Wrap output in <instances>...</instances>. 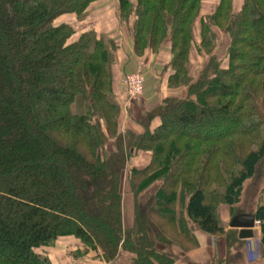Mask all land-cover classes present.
Here are the masks:
<instances>
[{
	"label": "trees",
	"instance_id": "obj_1",
	"mask_svg": "<svg viewBox=\"0 0 264 264\" xmlns=\"http://www.w3.org/2000/svg\"><path fill=\"white\" fill-rule=\"evenodd\" d=\"M95 1L0 0V264H51L37 250L62 236L107 262L125 251L132 264H172L158 248L196 245L188 221L222 236L228 253L240 247L216 209L232 207L264 163V0H242L237 11L218 0L206 17L203 0H116L122 22L136 15L133 54H158L169 39L167 86L186 87L141 111V132L120 130L114 40L93 30L73 39L69 23L54 24L85 16ZM214 27L230 39L227 67L212 53ZM192 49L208 56L196 78ZM140 152L150 162L127 170ZM250 214L264 251V187Z\"/></svg>",
	"mask_w": 264,
	"mask_h": 264
},
{
	"label": "rangeland",
	"instance_id": "obj_2",
	"mask_svg": "<svg viewBox=\"0 0 264 264\" xmlns=\"http://www.w3.org/2000/svg\"><path fill=\"white\" fill-rule=\"evenodd\" d=\"M116 0H97L95 1L94 5L91 6V8L87 9L86 15L82 16L81 18L77 17L75 14H64L54 21V24H59L62 22H67L69 23L75 30V34L73 39L77 38L81 32L84 31H89V30H98L97 33L101 35L106 34H113L117 40L120 42V45L122 47V50L125 51L124 47V42L125 38L128 33V28L124 26V24H121L117 20L116 16V11L118 10L117 6V1ZM135 2V0H132ZM242 0H234V10L237 11L241 5ZM218 3V0H203L202 1V7H201V12L200 16L201 17H206L209 14L212 13V11L215 9L216 5ZM91 5V4H90ZM132 18H136L135 13L132 14ZM110 18V28H107L106 24L103 22H106L104 19ZM130 20V19H129ZM134 21L132 25L134 24ZM198 21L196 22V31H195V40L198 43L199 42V37H198ZM214 32L217 35V40L215 42V47L213 48L212 53L215 55V57L220 61V64L222 67H227L228 64V47H229V36L228 34L217 27L213 28ZM117 35V36H116ZM164 45V44H163ZM165 46L166 48L163 49L160 52V55L157 54H149V58L147 59V62L149 63V66L147 69H143V64L140 66L136 65L130 68L127 72H136L140 71L143 76H144V82H143V91L142 94L136 97H130L125 88H124V93L120 95V100L116 98V101L121 102L119 104L120 109H121V115L119 117V124H120V130L125 131L126 129L133 130L131 126H127V121L126 118L124 117L123 113L127 115V120L133 121L135 124H137L138 127L139 124L136 122L138 119L141 111L148 109L150 104L154 102L156 99L158 100L160 95L165 94L164 93V87L165 85V77L166 74L168 73L169 69H165L166 62L168 61V56L170 53H168V48L170 46L169 39L165 40ZM115 54V51H114ZM115 56V55H114ZM115 60V59H114ZM208 61V56L205 55L204 53H197L196 49H192L191 51V56H190V62H191V68H190V75L192 78H196L198 73L203 69V67L206 65ZM170 72V71H169ZM127 74V73H126ZM125 75V74H124ZM167 87V85H166ZM169 88V87H167ZM174 92L172 95L168 96H184L186 93V87H178V88H171ZM155 93V94H154ZM157 95V97H156ZM148 97L147 100H149L151 103H145V97ZM159 96V97H158ZM124 98V99H123ZM150 98H153L151 100ZM124 102H123V100ZM145 103V104H144ZM126 105V106H125ZM122 107V108H121ZM129 107V109H128ZM150 108V107H149ZM130 112V114H129ZM228 123H223L221 128H225ZM135 126V125H134ZM131 127V128H129ZM124 128V129H123ZM136 131V130H133ZM136 132H141L136 131ZM108 148H111V144H109ZM136 157L132 156V158L129 159L128 164L126 166V169L129 170L131 167L134 166ZM127 174V173H126ZM126 174L124 173L123 180H122V192L124 194V204H133V197L132 194L129 191V185L126 180ZM263 187H264V163L261 164V166L258 168L257 173L247 179L244 183L243 186L238 194V198L235 202V204L230 207L226 203L223 202H218L217 204V209L216 213L217 216L219 217L221 224L224 227L225 233H227V236L229 239L232 240V238L235 237V235H238L239 230L236 228H231L229 226L230 220L233 217L234 214L236 213H253L257 206L263 202ZM179 204H177L176 210L179 212ZM127 215V212H126ZM188 227L191 229V231H196L198 229L197 225L192 223L191 221H188ZM260 232V227L259 224H256V227L253 230L254 238L252 239L254 242L253 248L257 250L259 248V233ZM224 236V235H223ZM72 238L73 236H68ZM222 238V242L225 243L226 246V241L222 236H217ZM74 238V237H73ZM79 242L81 247H78L74 251L73 254L76 259V257H82L84 254H79L77 252L79 249L83 248L82 243L78 240L75 239ZM69 242V241H67ZM229 245H231L233 242L229 241ZM227 243V244H228ZM231 243V244H230ZM244 243V242H242ZM73 244V243H70ZM188 244V242H187ZM184 245V249L186 248V245ZM236 242L232 244V247H230V251H232L235 247ZM56 241L54 244L50 247L54 248L56 247ZM224 247V245H223ZM226 248V247H225ZM236 248V247H235ZM85 250V249H83ZM39 253H42L41 249L37 250ZM80 251V250H79ZM94 252L93 250H89L88 252ZM73 252V251H71ZM85 253V252H84ZM96 253V252H94ZM264 254V251L261 252ZM98 254V253H96ZM261 254V255H262ZM264 256V255H262ZM105 261V260H103ZM244 260L239 261L240 264H243ZM107 262V261H106ZM111 264H114L113 262L110 261Z\"/></svg>",
	"mask_w": 264,
	"mask_h": 264
},
{
	"label": "crops",
	"instance_id": "obj_3",
	"mask_svg": "<svg viewBox=\"0 0 264 264\" xmlns=\"http://www.w3.org/2000/svg\"><path fill=\"white\" fill-rule=\"evenodd\" d=\"M94 3L95 2H93L89 6V8H91V6L94 5ZM116 12H117L116 13L117 20L121 24H124L126 28H128L127 29L128 33H127V36L124 42V47H125L126 52L122 50L120 42L117 40V38L113 34L105 33V35L111 38L112 40H114V42L117 45V49L114 54L115 62L112 65V77H113V92L116 98L120 100V95L122 93L125 94L124 86H123L124 74L128 73L127 71L136 65L140 66L141 64H143L142 68L147 69L149 66L147 59L149 58L150 53H146L143 57H136L133 54V38H132V27H133L132 23L134 21V18H132L133 15L130 17V20H128L127 22H122L120 20L118 10ZM104 20L106 22H103V23L106 24L107 28H110L109 16L108 18ZM93 31L97 33L98 30H93ZM101 34L97 33L98 36ZM165 48L166 46L164 43V45H162L157 55H160V52ZM168 51H169V48H168ZM168 53H170V51ZM169 58H170V54L168 56V60ZM167 62L165 64H167ZM167 75L168 73L166 74V77L164 79L165 84L167 83ZM166 85L164 87L165 94L160 95V97L158 96L159 99L158 100L156 99L154 102H152V104H150L149 107L159 104L160 101L164 97L174 94V92H172L173 90L171 88H167L168 86L166 87ZM148 97L149 96L145 97V103L149 104L151 102L147 100ZM150 99L153 100V98H150ZM120 103L121 102H119V104ZM123 115L126 118V121L128 122L127 126H131L132 129L136 131L141 130V127H138L137 124H135L133 121L127 120L128 118L126 114L123 113ZM120 116L122 117L121 114ZM155 123H157V121ZM135 157L136 159H135L134 166L137 168H142V167H145L150 162L151 153L150 152H140ZM126 212H127V215H126ZM123 219H124L125 226H129L132 224V205L123 204ZM192 235L196 242V245L194 246L187 244L186 248L184 249L182 246L173 244L168 247H163V248L159 247L158 249L162 252H165L166 254H168L169 256L173 258L172 264H240L239 261L241 260H244L243 264H264V256H262L264 254L261 253L263 250L260 246V234H259V240H257L259 242V248L257 250L253 248L254 242H252L253 241L252 239H255L254 234H253L252 237L250 238H245V239L239 238L244 243H241L240 247L234 248L229 253L226 251L225 243L222 242L221 237H215V236L208 235L204 233L203 231H201L200 229H197L194 232L192 231ZM70 243H73V244H70ZM55 246L56 247L54 248L52 247L41 248L42 253H44L49 258L51 264H102L103 263V259L97 256V254L92 251L85 253L84 255H82V257H79V258L76 257V259H74L75 256L71 254H73L74 251L78 249V247H81V246L79 242L75 240V238L73 237L72 238L68 236L59 237L56 240ZM132 257H133L132 253L122 251L119 254L117 260L113 263L114 264H132Z\"/></svg>",
	"mask_w": 264,
	"mask_h": 264
},
{
	"label": "water",
	"instance_id": "obj_4",
	"mask_svg": "<svg viewBox=\"0 0 264 264\" xmlns=\"http://www.w3.org/2000/svg\"><path fill=\"white\" fill-rule=\"evenodd\" d=\"M229 226L239 230V238H250L256 227L254 215L248 213H236L230 220Z\"/></svg>",
	"mask_w": 264,
	"mask_h": 264
},
{
	"label": "built area",
	"instance_id": "obj_5",
	"mask_svg": "<svg viewBox=\"0 0 264 264\" xmlns=\"http://www.w3.org/2000/svg\"><path fill=\"white\" fill-rule=\"evenodd\" d=\"M144 76L140 71L127 73L123 77V86L130 97H136L142 94ZM258 221H256V224ZM102 264H111L103 261Z\"/></svg>",
	"mask_w": 264,
	"mask_h": 264
}]
</instances>
